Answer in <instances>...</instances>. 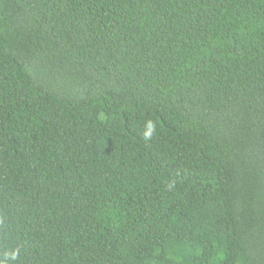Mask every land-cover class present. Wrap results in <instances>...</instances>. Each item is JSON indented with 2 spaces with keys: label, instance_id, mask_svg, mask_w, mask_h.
I'll list each match as a JSON object with an SVG mask.
<instances>
[{
  "label": "trees",
  "instance_id": "obj_1",
  "mask_svg": "<svg viewBox=\"0 0 264 264\" xmlns=\"http://www.w3.org/2000/svg\"><path fill=\"white\" fill-rule=\"evenodd\" d=\"M0 264H264V0H0Z\"/></svg>",
  "mask_w": 264,
  "mask_h": 264
},
{
  "label": "clouds",
  "instance_id": "obj_2",
  "mask_svg": "<svg viewBox=\"0 0 264 264\" xmlns=\"http://www.w3.org/2000/svg\"><path fill=\"white\" fill-rule=\"evenodd\" d=\"M150 127H151V125H150Z\"/></svg>",
  "mask_w": 264,
  "mask_h": 264
}]
</instances>
